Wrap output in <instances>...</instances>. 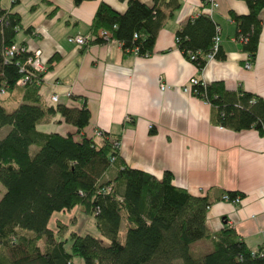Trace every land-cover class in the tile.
<instances>
[{
    "label": "trees",
    "instance_id": "16d2710c",
    "mask_svg": "<svg viewBox=\"0 0 264 264\" xmlns=\"http://www.w3.org/2000/svg\"><path fill=\"white\" fill-rule=\"evenodd\" d=\"M86 1L93 0L72 3L78 6ZM120 1L125 2L122 14L98 3L88 27L87 46L108 42L98 36L101 31L124 53L136 48L137 56L150 55L158 30L179 8L178 0H151L149 7L138 0ZM241 1L247 13H229V18L250 66L264 0ZM16 3L11 0L8 10L0 8V90L16 100L11 110L0 100V131L7 127L0 138V184L4 188L0 197V264H263L231 228L223 226L214 235L208 233L205 213L210 202L205 196H192L174 187L169 172L155 178L126 167L119 160L117 137L102 131L99 136L83 134L89 121L84 104L79 108L40 105L41 74L24 65L27 54L14 55L8 63L3 60L5 48L16 44L20 29L18 15L9 11ZM203 3L205 8L209 1ZM216 29L211 18L201 12L175 32L178 51L197 71L206 64ZM212 59H223L219 47ZM21 79L24 84L17 86ZM192 91L212 108L219 127L233 131L252 128L264 135L260 98L240 88L228 92L220 82L198 83ZM55 114L74 132L36 131L38 123ZM32 147L36 148L33 153ZM226 195L229 200L237 196L234 192ZM73 208L92 217L99 238L74 232L65 237L67 227L59 222L55 230L48 229L52 214ZM121 216L122 242L118 240Z\"/></svg>",
    "mask_w": 264,
    "mask_h": 264
},
{
    "label": "crops",
    "instance_id": "0c3cea01",
    "mask_svg": "<svg viewBox=\"0 0 264 264\" xmlns=\"http://www.w3.org/2000/svg\"><path fill=\"white\" fill-rule=\"evenodd\" d=\"M99 2L118 14L125 11L120 0H93L78 6L72 0H17L9 10L20 20L16 44L29 53L38 52L44 64L38 86L40 105L79 108L84 104L89 121L83 134L89 137L102 131L117 137L119 160L126 167L155 178L169 172L174 187L205 196L210 202L205 213L210 235L227 226L251 252L264 248V135L252 128L219 127L207 103L190 91L183 92L191 79L199 84L220 82L226 91L240 88L264 104V8L258 13L261 30L255 58L245 68L247 55L240 51L229 18V13H247L241 0H210L215 7L209 14L203 0H178L179 8L163 22L148 56L124 53L116 41L86 48L68 42L73 36L89 35ZM10 3L0 0V8L8 10ZM201 12L218 29L223 59L208 60L197 71L178 51L175 32ZM159 82L167 88L160 91ZM51 96H56V103ZM0 100L6 110L16 105L4 92ZM35 129L44 134L74 132L58 114L43 119ZM228 192L236 193L238 201L222 200ZM53 219L48 229L53 231L55 222L66 226L56 214Z\"/></svg>",
    "mask_w": 264,
    "mask_h": 264
},
{
    "label": "built area",
    "instance_id": "2783aa9c",
    "mask_svg": "<svg viewBox=\"0 0 264 264\" xmlns=\"http://www.w3.org/2000/svg\"><path fill=\"white\" fill-rule=\"evenodd\" d=\"M208 1H209V4H208L209 7H208V10L206 12L207 14H209L211 12V10L215 7V4L213 2H210V0H208ZM217 32H218V30L216 29V34L212 38L211 52L206 56L207 61L212 60L213 54L217 50L218 43H219ZM98 36L102 37L104 40H107L108 41L107 43L112 42V40L108 39L109 37L107 36V34L105 32H101V31L98 32ZM89 40H90L89 36L86 37V36L76 35V36H73L71 38H68V42H70L73 45L80 47V48L87 46ZM20 53L27 54V57L24 61V65L28 66L34 74L39 75V74L43 73L44 64L41 62L38 52L29 53L25 50L24 47L17 45V44H12L8 48H5L3 60H4V62L8 63L14 55H18ZM128 53H132L133 55H137V49L133 48ZM192 58H193V56H191V59ZM244 66H245V68H249V64H247V63ZM22 70H23V68L20 67V71H22ZM23 84H24V79L18 80L16 82L17 86H21ZM197 84H198V82L196 79H191L189 81L188 85L186 86V88H183V92L190 91L191 93H193L192 88L194 86H196ZM158 87H159L160 91H163L167 88V86L165 84H161L160 82L158 83ZM2 94H3V91L0 90V96ZM67 97H69V94H67ZM50 100L53 103H56L57 98H56V96H51ZM95 135L99 136L100 132H96ZM221 199L226 200V201H230V202H237L238 201L237 196H235L233 199L229 200L226 194L222 195ZM254 254L258 255L263 260V264H264V248H260L258 251L256 250V251L252 252V255H254Z\"/></svg>",
    "mask_w": 264,
    "mask_h": 264
},
{
    "label": "rangeland",
    "instance_id": "374dc122",
    "mask_svg": "<svg viewBox=\"0 0 264 264\" xmlns=\"http://www.w3.org/2000/svg\"><path fill=\"white\" fill-rule=\"evenodd\" d=\"M6 130H7V127H4L3 129H1L0 138L5 134ZM30 151L31 153H33L34 151H36V148L32 147ZM3 193H4V188L0 184V197ZM55 214L60 221L63 220V223L66 224L67 232H66L65 237L67 236L69 232H74V233H80V234H88L92 237L99 238V234L95 228L92 217L81 215L80 212L76 208H73L69 212L55 213ZM55 214H53V216L50 218L48 222L49 224L51 222L53 223V220H54L53 217L55 216ZM55 228L56 227L54 224V230ZM123 239H124V221H123V216H121L120 225L118 229V240L122 242ZM102 241L104 244L106 243L103 239ZM41 244H42V241L39 243L40 247H41ZM73 262L78 263L79 260L73 259Z\"/></svg>",
    "mask_w": 264,
    "mask_h": 264
}]
</instances>
